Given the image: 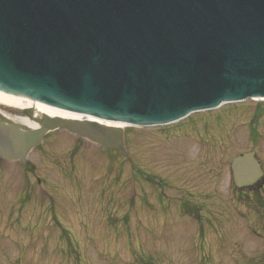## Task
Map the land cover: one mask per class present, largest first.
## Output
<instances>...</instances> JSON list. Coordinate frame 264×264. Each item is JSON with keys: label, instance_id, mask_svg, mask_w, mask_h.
I'll use <instances>...</instances> for the list:
<instances>
[{"label": "rangeland", "instance_id": "374dc122", "mask_svg": "<svg viewBox=\"0 0 264 264\" xmlns=\"http://www.w3.org/2000/svg\"><path fill=\"white\" fill-rule=\"evenodd\" d=\"M122 130L115 153L55 131L25 165L0 159V264H264V183L241 195L230 172L248 152L264 172V102Z\"/></svg>", "mask_w": 264, "mask_h": 264}, {"label": "water", "instance_id": "95a60500", "mask_svg": "<svg viewBox=\"0 0 264 264\" xmlns=\"http://www.w3.org/2000/svg\"><path fill=\"white\" fill-rule=\"evenodd\" d=\"M0 92L140 128L264 99V0H0ZM39 124L0 120V155L24 162L55 129L122 146L96 122ZM230 169L238 189L263 175L252 152Z\"/></svg>", "mask_w": 264, "mask_h": 264}, {"label": "bare ground", "instance_id": "6f19581e", "mask_svg": "<svg viewBox=\"0 0 264 264\" xmlns=\"http://www.w3.org/2000/svg\"><path fill=\"white\" fill-rule=\"evenodd\" d=\"M0 106H4L5 108H9L17 114H21L23 116L18 117L16 119H11L9 121H5L4 113L0 111V118L3 121L9 124H14L19 126L23 131L33 132L37 131L40 128V122L45 118L49 119H61V120H69V121H92L96 122L100 125H104L111 128H117L122 130L125 125L123 124H113L103 122L101 120H95L92 117L72 114L71 112L63 111L58 108L42 105L33 101H29L20 97H15L11 95H7L0 92ZM85 141L89 142L87 139Z\"/></svg>", "mask_w": 264, "mask_h": 264}, {"label": "flooded vegetation", "instance_id": "af4514ba", "mask_svg": "<svg viewBox=\"0 0 264 264\" xmlns=\"http://www.w3.org/2000/svg\"><path fill=\"white\" fill-rule=\"evenodd\" d=\"M146 178H147V180H149V176L146 175ZM148 182H151V181H148ZM262 183H264V178L260 179L257 184H255L254 186H252L250 188L236 189V188H234V186H233V188L235 189V191L238 194L245 195L246 192L253 193L254 191H258L262 187ZM155 184L160 186V188H161V185L159 183H155ZM160 197H162V194H160ZM178 213H179L178 215H181L182 217H186V218H188L191 221L195 220V221L198 222V224L199 223L201 224L200 215L198 214V210H197V208H195V206H193L192 202L189 201V200H186V199H183V198L179 200ZM261 219L264 222V215H261ZM202 226H203V224L201 225L200 230H204V228ZM251 228H248V229L252 232V234L254 236L259 237L260 234L257 233L255 230H253ZM246 229L247 228L244 227V230H246Z\"/></svg>", "mask_w": 264, "mask_h": 264}]
</instances>
